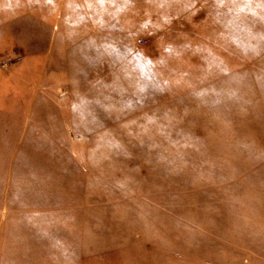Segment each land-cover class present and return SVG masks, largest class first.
Returning <instances> with one entry per match:
<instances>
[{"label":"rangeland","instance_id":"obj_1","mask_svg":"<svg viewBox=\"0 0 264 264\" xmlns=\"http://www.w3.org/2000/svg\"><path fill=\"white\" fill-rule=\"evenodd\" d=\"M0 264H264V0H0Z\"/></svg>","mask_w":264,"mask_h":264}]
</instances>
